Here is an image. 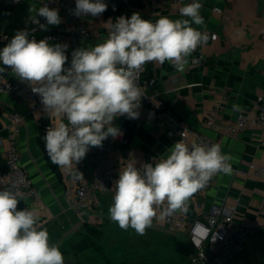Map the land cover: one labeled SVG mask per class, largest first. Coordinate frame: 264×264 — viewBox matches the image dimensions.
I'll use <instances>...</instances> for the list:
<instances>
[{"label": "crops", "instance_id": "crops-1", "mask_svg": "<svg viewBox=\"0 0 264 264\" xmlns=\"http://www.w3.org/2000/svg\"><path fill=\"white\" fill-rule=\"evenodd\" d=\"M40 1L20 0L11 4L0 0V32L22 30L23 20L35 14L30 8H39ZM113 1L118 4L117 11L107 12L101 18L83 16L77 23H69L59 11L62 23L47 27L45 32L59 35L58 39L49 41L51 44L68 45L66 55L69 64L72 50L103 42L110 23H114L116 18L130 17L139 12L142 18L149 20L158 18L157 13L177 19L181 18L179 8L191 2L189 0L181 6L157 3L149 8L143 0ZM200 2L203 5L200 14L204 17L206 29L199 30L208 33L207 44L191 54L184 72H177L168 62L163 65L150 63L148 71L158 87L148 91L159 92V97L190 128L215 138L222 152L232 156V173L217 174L206 191L195 193L187 202V217L202 218L212 203L231 208L233 218L229 227L246 228V239L239 250L220 264H264V215L257 210L258 201L264 194V180L247 172L250 163H264V144L261 142L264 126L247 125L234 132L230 130L238 114L252 117V100L256 95L264 96V0ZM213 7H219L223 12L216 13ZM77 24L85 27L84 34L76 33ZM210 33H216L215 40L210 38ZM198 55H202L203 60L192 63V57ZM0 68L4 69L0 74L12 81L19 80L11 69L2 64ZM143 78L147 81L144 74ZM32 100L22 92H0V170L5 169L8 116L17 113L21 116L17 134L20 162L39 194L36 199L20 195L22 200L18 202V210L28 208L35 211L49 232L50 243L57 246L84 230L88 235L100 225L115 223L108 213L115 185L106 192H95L86 207L75 209L69 205L63 194L59 167L51 162L45 150L43 137L46 130L42 132L45 124H52L58 118L45 113L43 108L31 110L29 105ZM233 104L239 105L241 110L234 111ZM139 113L137 119L121 116L113 121L114 126L124 129L123 135L114 141L109 156L114 171L119 172L134 160L136 165L154 163L157 158L166 156L168 149L177 141L173 130L151 108L141 103ZM210 113L213 114V123L207 126L204 119ZM96 148H90L85 158L76 165L77 169L86 173L91 171V158ZM6 187L0 183V190ZM152 227L173 238L187 255L191 252L184 229L171 228L158 219L153 220ZM179 234L187 239V251L178 238Z\"/></svg>", "mask_w": 264, "mask_h": 264}, {"label": "clouds", "instance_id": "clouds-1", "mask_svg": "<svg viewBox=\"0 0 264 264\" xmlns=\"http://www.w3.org/2000/svg\"><path fill=\"white\" fill-rule=\"evenodd\" d=\"M202 7L200 0H191L179 8L181 18L177 19L158 13L155 21L142 18L139 12L120 16L110 23L103 42L72 50L70 64L66 43L51 44L48 38L37 41L29 38L26 29L16 31L0 48V64L28 82L45 113L58 118L43 137L54 165L67 169L74 165V179H84L76 165L90 148L122 135L113 121L121 116L139 118L145 95L138 74L143 67L168 62L177 72H184L191 54L207 44L208 33L199 30L206 29ZM107 8L105 0H75L70 11L77 17H95ZM30 11L46 21L34 19L41 30L62 23L59 9L46 3ZM232 107L241 110L237 104ZM231 160L219 143L189 145L177 140L154 163L138 168L135 160L129 162L114 182L109 218L123 230L131 228L144 235L154 219L186 213L189 199L213 177L232 173ZM20 200L13 187L0 190V264H65L39 215L28 208L18 210Z\"/></svg>", "mask_w": 264, "mask_h": 264}, {"label": "built area", "instance_id": "built-area-1", "mask_svg": "<svg viewBox=\"0 0 264 264\" xmlns=\"http://www.w3.org/2000/svg\"><path fill=\"white\" fill-rule=\"evenodd\" d=\"M11 4H17L20 0H4ZM189 0H143L146 7L153 8L157 3L168 2L181 6ZM48 4L50 8H58L61 14L67 19L69 23H77L81 17L71 14L72 9L75 8V0H41L40 6ZM108 5L107 10L99 16H91L93 18H101L107 12H116L118 4L113 0H105ZM212 10L216 13L223 11L219 7H213ZM34 19H38L40 23H46L43 17L32 16L26 17L22 22V30H29L30 37L35 39L55 40L59 35L45 32L41 30L34 23ZM158 18H151L155 21ZM32 29H36L34 32ZM85 27L77 24L78 34H84ZM15 35V33L0 32V48H3ZM216 33H210V38L215 40ZM203 60L202 55L194 56L191 59L192 63H200ZM152 63V62H150ZM147 63L138 74V83L144 90V97L141 98V103L151 108L154 112L162 117L164 122L173 130L177 140H183L187 144L192 142L211 145L219 143L215 138L207 134L190 128L186 122L178 117L170 105L166 104L160 97L159 92H149L147 89V81L143 78L145 69L150 64ZM0 92H22L28 99H33L29 107L31 110L43 108L38 94L33 93L31 85L20 80L12 81L3 74H0ZM252 107L254 115L247 117L240 113L237 115L233 125L230 126L232 132L243 129L247 125H262L264 126V96L256 95L252 100ZM9 124L7 126L6 140L7 145L4 150L5 169L0 170V183L13 187L20 195L31 199L39 197L38 190L33 185L31 178L26 168L20 162V154L17 147V134L19 132L21 116L17 113L8 116ZM213 114L210 113L204 119V124L212 125ZM52 124L47 123L43 126L46 130ZM122 135L124 129L121 128ZM120 135V136H122ZM117 139V138H116ZM109 137L103 142L102 147H97L92 155L91 171L89 173L77 169L83 174L84 179H74L76 172L75 168L67 169L59 167L63 179V194L69 205L75 209L86 207L90 203V199L95 192H106L115 184L118 179L119 172L114 171L110 164V152L113 149L114 141ZM261 142L264 144V135ZM220 144V143H219ZM80 163V162H79ZM78 163V164H79ZM77 164V165H78ZM142 164L136 165L138 168ZM247 172H252L254 175L264 180V163L255 164L250 163L247 166ZM214 180H210L207 186L197 192L203 193L206 191ZM199 206V205H198ZM162 210L158 209L159 211ZM257 210L264 215V194L258 201ZM233 218V210L223 204L212 203L208 211L202 215V218L196 217L189 219L185 213H176L170 217H166L162 221L171 228H182L185 230L186 237L192 247L188 254L189 264H220L230 258V256L239 250L245 243L246 228L229 227Z\"/></svg>", "mask_w": 264, "mask_h": 264}, {"label": "rangeland", "instance_id": "rangeland-1", "mask_svg": "<svg viewBox=\"0 0 264 264\" xmlns=\"http://www.w3.org/2000/svg\"><path fill=\"white\" fill-rule=\"evenodd\" d=\"M185 251L187 239L178 235ZM65 264H189L173 238L150 227L144 235L117 223L100 225L92 234L78 233L58 245Z\"/></svg>", "mask_w": 264, "mask_h": 264}, {"label": "trees", "instance_id": "trees-1", "mask_svg": "<svg viewBox=\"0 0 264 264\" xmlns=\"http://www.w3.org/2000/svg\"><path fill=\"white\" fill-rule=\"evenodd\" d=\"M144 75H145V78L147 79V89L149 90V88H155V87H158L157 83L155 82V80L153 79L150 73V71H148V67L145 69V72H144ZM42 132H45L44 129H42ZM94 230V229H93ZM92 230V231H93ZM91 231V232H92Z\"/></svg>", "mask_w": 264, "mask_h": 264}]
</instances>
